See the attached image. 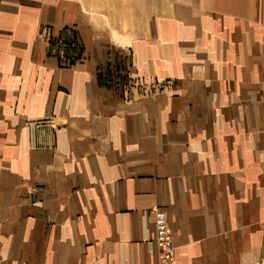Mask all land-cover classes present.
<instances>
[{"label": "crops", "instance_id": "obj_1", "mask_svg": "<svg viewBox=\"0 0 264 264\" xmlns=\"http://www.w3.org/2000/svg\"><path fill=\"white\" fill-rule=\"evenodd\" d=\"M114 11L0 0V264H264V0Z\"/></svg>", "mask_w": 264, "mask_h": 264}, {"label": "built area", "instance_id": "obj_2", "mask_svg": "<svg viewBox=\"0 0 264 264\" xmlns=\"http://www.w3.org/2000/svg\"><path fill=\"white\" fill-rule=\"evenodd\" d=\"M41 35L50 41L49 48L60 59L62 64L69 65L74 57L80 56L81 46L74 44V42L71 44L68 43L65 40L64 34L60 33L58 36L52 37L50 36L48 29H43V31H41ZM111 72L112 70H109V73H101L105 75L102 76V79L113 81V74H111ZM150 211L153 215L156 232L155 242L157 246L158 264H179L174 255L171 230L167 224L165 212L156 206L152 207Z\"/></svg>", "mask_w": 264, "mask_h": 264}, {"label": "rangeland", "instance_id": "obj_3", "mask_svg": "<svg viewBox=\"0 0 264 264\" xmlns=\"http://www.w3.org/2000/svg\"><path fill=\"white\" fill-rule=\"evenodd\" d=\"M73 1L80 5L85 16H97V18L103 19L105 10H113V17L117 14L114 9L115 6L119 7L122 5L123 8L127 7L128 13L133 10L134 7L139 6L143 10H147L150 6L151 0H67ZM119 9V8H117ZM129 16V15H128ZM116 20H112L111 24H115Z\"/></svg>", "mask_w": 264, "mask_h": 264}]
</instances>
